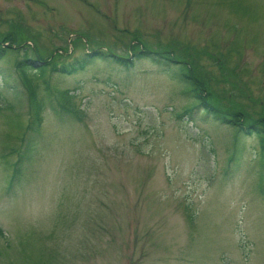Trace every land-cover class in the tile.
Returning <instances> with one entry per match:
<instances>
[{"label": "rangeland", "instance_id": "374dc122", "mask_svg": "<svg viewBox=\"0 0 264 264\" xmlns=\"http://www.w3.org/2000/svg\"><path fill=\"white\" fill-rule=\"evenodd\" d=\"M14 26L30 36L2 73L26 52L34 62L40 50L61 64L93 50L136 61L151 44L182 61L187 46L244 110L264 108V0H0L1 35ZM206 53L225 61L227 83ZM164 69L99 59L50 73L51 90L73 91L81 121L47 106L34 131L14 71L20 96L0 89V264H264L257 137L240 138L230 160L234 129L202 111L178 119L192 100ZM29 136L33 157L9 189Z\"/></svg>", "mask_w": 264, "mask_h": 264}, {"label": "trees", "instance_id": "16d2710c", "mask_svg": "<svg viewBox=\"0 0 264 264\" xmlns=\"http://www.w3.org/2000/svg\"><path fill=\"white\" fill-rule=\"evenodd\" d=\"M11 29V28H10ZM10 33V34H9ZM25 33L27 36L24 37ZM19 30L14 26L5 35L0 33V61L14 51L16 44L23 45L24 39L30 36L28 32ZM13 34V36H11ZM18 42V43H17ZM138 48V47H136ZM187 56L186 59L179 61L175 56L176 52L170 50L168 47H159L155 49L151 47L139 49L137 52H132V56L139 60H150L155 65L165 68L163 72L170 75L173 80H177L184 88L182 90L183 96L192 100L183 110V114L189 115L194 121L195 114L202 111L203 118H212L214 122L223 126H230L234 129L233 135V152L231 159H238L242 153V149L237 147L238 141L244 136H256L259 141L260 153L259 164L264 167V108L261 112H249L244 110L242 102L237 101L234 96L224 90L222 83L224 81L218 80L216 77H209L201 73L205 72V68L198 62V55L190 53V48L185 47ZM188 51V52H187ZM210 58L216 60V65L223 73L225 82H228L229 76L226 71V63L222 58L214 57L206 53ZM52 56V55H50ZM50 56H43L40 52L37 54L35 63H43L42 66H35L29 59L26 52L23 59H17L13 63L14 70L5 73V90H12L11 93L18 95L17 86H12L10 78L14 71L17 72L20 78V84L26 89L28 93V107L30 120L26 128L28 131L39 129L43 122L44 111L47 106L54 110L57 117L61 114L66 117L78 120L80 112L72 105L71 100L74 98L73 91L70 90H51L48 75L51 73L58 74H72L84 70L87 65L95 63L97 60H102L110 64H115L126 71H130L135 66L136 61L130 58L118 57L115 54L104 53L98 51H90L85 56L75 59L68 63H59V58L62 55H57L56 58L51 59ZM43 62H41V61ZM8 80L10 83H8ZM40 88H43V95L38 94ZM224 94V95H223ZM20 96V95H18ZM22 99V96L20 97ZM47 100V101H46ZM23 101V99H22ZM58 109L60 112H58ZM256 115V117H255ZM24 123V122H23ZM23 130V127H22ZM25 132L22 131V133ZM21 133V134H22ZM33 133V132H32ZM35 137H28L24 149L20 151V160L16 164V169L11 181L9 182V189H13L17 181L20 179L22 165L31 160L33 157ZM34 146V147H33ZM230 159V160H231ZM236 159V160H237Z\"/></svg>", "mask_w": 264, "mask_h": 264}, {"label": "water", "instance_id": "95a60500", "mask_svg": "<svg viewBox=\"0 0 264 264\" xmlns=\"http://www.w3.org/2000/svg\"><path fill=\"white\" fill-rule=\"evenodd\" d=\"M33 63V65H35V66H42L43 65V63H35V62H32Z\"/></svg>", "mask_w": 264, "mask_h": 264}]
</instances>
